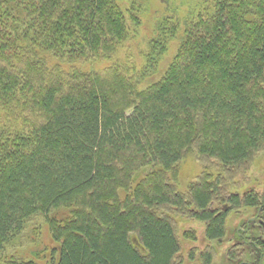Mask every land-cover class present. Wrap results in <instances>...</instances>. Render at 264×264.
Masks as SVG:
<instances>
[{
    "label": "trees",
    "instance_id": "16d2710c",
    "mask_svg": "<svg viewBox=\"0 0 264 264\" xmlns=\"http://www.w3.org/2000/svg\"><path fill=\"white\" fill-rule=\"evenodd\" d=\"M176 1L0 0V264H181L177 216L221 242L264 210L231 190L264 151V0ZM142 24L143 67L95 68ZM191 152L219 171L183 192Z\"/></svg>",
    "mask_w": 264,
    "mask_h": 264
},
{
    "label": "rangeland",
    "instance_id": "374dc122",
    "mask_svg": "<svg viewBox=\"0 0 264 264\" xmlns=\"http://www.w3.org/2000/svg\"><path fill=\"white\" fill-rule=\"evenodd\" d=\"M177 6L180 10H185L187 7L181 4V1H176ZM196 0H185L186 6H193ZM161 6V5H160ZM183 14V12H181ZM153 32L147 29L146 24H142L140 32L132 33L130 38L125 44H123L116 54V56L110 61H103L95 65L96 69H103L113 64H128L129 59L141 68L145 65L144 55L149 50V40L153 36ZM178 48V41L174 40L170 43L168 55L165 60L160 65L158 73L153 75L151 79L158 78L159 75L167 67L174 54ZM84 67L89 65L84 64ZM94 68V66H92ZM148 80V81H149ZM212 162V161H209ZM204 167H208L210 171L217 172V167L209 165L208 162L201 161L196 153H189L180 163L179 166V186L181 191H187L189 185L194 183L198 176L204 172ZM234 185L232 186V191L243 192L249 188H256L257 190H262L264 187V151L257 154L254 160L249 164V169L245 174L232 179ZM255 210L246 207H240L234 209L227 221V234L221 242H209L205 238V224L189 218L186 216H177L176 219V231L179 236L182 251L180 256L181 264H227V257L230 250V245L237 233L238 229L244 226V222L248 218L253 217ZM47 243L52 244L50 240ZM37 249L35 246H29L27 249ZM202 255H208V261L203 260ZM211 258V259H210ZM210 259V262H209Z\"/></svg>",
    "mask_w": 264,
    "mask_h": 264
},
{
    "label": "flooded vegetation",
    "instance_id": "af4514ba",
    "mask_svg": "<svg viewBox=\"0 0 264 264\" xmlns=\"http://www.w3.org/2000/svg\"><path fill=\"white\" fill-rule=\"evenodd\" d=\"M231 239L227 264H264V210L259 207Z\"/></svg>",
    "mask_w": 264,
    "mask_h": 264
}]
</instances>
